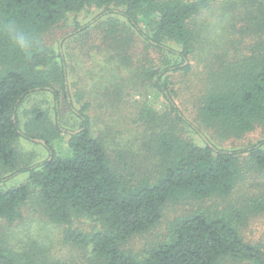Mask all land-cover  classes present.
I'll list each match as a JSON object with an SVG mask.
<instances>
[{
	"label": "trees",
	"instance_id": "obj_1",
	"mask_svg": "<svg viewBox=\"0 0 264 264\" xmlns=\"http://www.w3.org/2000/svg\"><path fill=\"white\" fill-rule=\"evenodd\" d=\"M216 1L0 0V181L19 174L27 179L0 186V221L21 220L23 206L33 198V208L48 222L63 225L64 241L81 251L76 264H264V246L245 241L239 230L249 211L263 209L257 200L242 210H193L172 220L166 234L143 250L126 247L130 238L157 225L166 204L228 196L242 177L244 159L264 170V138L225 149L198 126L215 127L223 136L264 127V0L227 3V15L233 8L242 10L245 23L238 30L251 42L242 52L220 51L210 60L215 66L195 98L198 124L185 115L170 87L169 73L191 70L189 58L200 38L192 20ZM89 7L99 13L77 24L75 33L94 22L106 23L107 40L95 48L104 57L94 71L99 76L92 89L84 92L72 90L71 64L60 51L46 48L42 35L67 14ZM138 37L144 51L137 48ZM128 83L139 85L135 91L144 100L136 102L137 119L152 131L145 144L150 167L141 175L118 170L102 137L91 133L88 114L89 97L106 111L126 110L122 91ZM149 94L162 95L167 110L151 108ZM61 97L73 119L70 125L60 109ZM183 126L201 143L184 138ZM63 135L68 137L66 147L59 152L53 143L60 144ZM19 137L43 140L46 157L36 163L21 160ZM77 216L91 219L98 228L77 230ZM47 250L33 238L17 250L0 240V264H58Z\"/></svg>",
	"mask_w": 264,
	"mask_h": 264
},
{
	"label": "rangeland",
	"instance_id": "obj_2",
	"mask_svg": "<svg viewBox=\"0 0 264 264\" xmlns=\"http://www.w3.org/2000/svg\"><path fill=\"white\" fill-rule=\"evenodd\" d=\"M241 1L239 0V3ZM229 2L236 3L235 0H217L209 9L203 10L192 20V24H196L200 38L197 39L195 53L189 58L191 70L168 74L171 82L170 87L176 92L175 97L180 108L190 120L197 124L195 98L200 92L199 88L202 81L206 79L209 68L215 66V62H210V60H214L220 51L242 52L251 42L249 36L244 37L238 30L245 23L242 18V10L233 8V11L230 10V14L224 13ZM226 12L228 11L226 10ZM97 13H99L98 9L89 7L78 13L67 14L56 26L42 35V41L46 48L55 52L60 51L66 57V62L73 66L70 65L69 71L72 90L90 91L96 79L92 80L99 76L94 71H98L99 63L104 56H101V51L95 48L105 45L107 38L104 36V27L107 24L101 25L94 22L91 23L90 28L83 31L78 30L79 32L75 33L77 24L84 25L90 22ZM192 27L194 26L192 25ZM140 42L141 39L139 38L137 48L144 51V48L142 49L143 44ZM171 45L178 48L176 44ZM126 87L127 90L122 91L123 100H126L124 102L127 105L126 110L124 108L126 105L123 107L120 104L124 110L106 111L104 106L88 96L92 100V106L88 113L92 122L91 133L102 137L108 155L120 172H132L141 175L145 168L150 167L149 156L151 153L145 144L152 131H147L144 121L137 119V117H141V114H138V109H136L138 103L136 102H140L141 105L144 100L143 96L135 91L139 89V85L135 88L130 87L128 83ZM40 97H34L32 100H37ZM149 98V106L156 112L160 113L167 110V103L162 95L153 96L149 94ZM75 105L79 106L80 103H75ZM130 106H133V111L128 109ZM60 109L64 113V120L69 121V125L72 124L73 119L67 110L69 108L66 106L63 97L60 99ZM198 126L202 129L201 131L204 130V134L216 146L225 149L245 147L264 138L262 125H256L254 130L238 136H223L221 133L215 132V127H207L205 124H198ZM180 133L184 138L201 143L199 137L184 126ZM67 138V135H63L60 144L59 142L53 143L57 151L65 150ZM42 145L22 137L16 141V147L19 150L21 160L24 162L36 163L44 159L47 153ZM241 167L242 177L236 182L234 189L228 196L212 197L205 200L187 199L176 204L168 203L163 207L162 217L157 225L147 233L130 238L126 247L136 252L143 250L166 234L168 225L172 220L193 210L199 209L210 214L221 213L230 209L242 210L249 206L250 200H257L256 203H261L263 209L257 212L249 211L240 222L239 230L245 241L264 246V170L252 167L245 159L244 162H241ZM26 180L25 174H19L9 181H0V186L3 188L15 186L26 182ZM32 202L34 199L30 198L23 206L21 220L11 224L3 220L0 221V240H5L7 245L17 250L18 247L33 238L37 243L48 248L45 254L51 255L58 264H76L81 257V251L76 246L64 241L61 230L64 226L48 222L40 211L33 208ZM74 227L83 232H91L92 229L98 228V225L89 218L77 216L74 218ZM224 264L238 263L227 260Z\"/></svg>",
	"mask_w": 264,
	"mask_h": 264
},
{
	"label": "water",
	"instance_id": "obj_3",
	"mask_svg": "<svg viewBox=\"0 0 264 264\" xmlns=\"http://www.w3.org/2000/svg\"><path fill=\"white\" fill-rule=\"evenodd\" d=\"M33 140H34L35 142H40V143H42V144H45V142H44L43 140H41V139L34 138Z\"/></svg>",
	"mask_w": 264,
	"mask_h": 264
}]
</instances>
